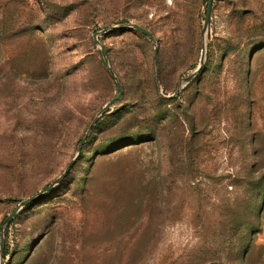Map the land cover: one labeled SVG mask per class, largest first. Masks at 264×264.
Masks as SVG:
<instances>
[{"label": "rangeland", "instance_id": "obj_1", "mask_svg": "<svg viewBox=\"0 0 264 264\" xmlns=\"http://www.w3.org/2000/svg\"><path fill=\"white\" fill-rule=\"evenodd\" d=\"M207 6L0 0V245L93 125L0 264H264V0Z\"/></svg>", "mask_w": 264, "mask_h": 264}, {"label": "water", "instance_id": "obj_2", "mask_svg": "<svg viewBox=\"0 0 264 264\" xmlns=\"http://www.w3.org/2000/svg\"><path fill=\"white\" fill-rule=\"evenodd\" d=\"M212 8H213V0H208V6H207V13H206V18H205V23H204V31H206L208 29L209 23H210V17H211V13H212ZM121 28H131L134 29L142 34H144L145 36H147L153 43L154 47H155V63H156V67H157V79H158V46H157V40L154 36V34L152 32H150L149 30H147L146 28L138 25V24H132V25H122ZM109 31V29H105L102 31V33H107ZM95 41L96 44L100 45V42L98 40V34H96L95 36ZM101 53L102 56L104 57L106 63H109V59L107 56V53L105 51V48L101 46ZM205 59H206V45L204 44L203 49H202V55H201V64L199 66V68L189 77H187L186 79H184V83H190L191 81H193L201 72L203 65L205 63ZM110 74L116 79L117 81V85H118V89H119V95L115 98H113L111 101H109L107 103V105L104 107V109L100 112V116L107 112L117 101H119L122 97V88H121V84L117 79V76L114 72V70L111 68L110 66ZM92 127L93 125L89 128L88 132L86 133L85 137L82 139V141L79 144L78 147V151H77V156L75 157V159H73L68 167L66 168V170L64 171V173L58 178L56 179L53 183H51L49 186L45 187L43 190H41L39 193H37L35 196L23 201L14 211L13 213L6 219L4 226L2 228L1 231V245H0V252H3L4 249V243H5V226L9 225L11 223V221L14 219L15 215L24 207H27L33 203H35L36 201H38L41 197H43L46 193H49L51 191H53L55 189L56 186H58L70 173V171L72 170V168L74 167V165L77 163L78 157L80 156V154L82 153L83 150V146L84 144L87 142L88 137L91 134L92 131Z\"/></svg>", "mask_w": 264, "mask_h": 264}, {"label": "bare ground", "instance_id": "obj_3", "mask_svg": "<svg viewBox=\"0 0 264 264\" xmlns=\"http://www.w3.org/2000/svg\"><path fill=\"white\" fill-rule=\"evenodd\" d=\"M52 111V110H51ZM43 113V112H42ZM62 113V112H61ZM46 116V115H45ZM49 119V118H48ZM47 120V119H46ZM50 122V121H49ZM46 124H47V121H46ZM52 124H53V122H52Z\"/></svg>", "mask_w": 264, "mask_h": 264}, {"label": "trees", "instance_id": "obj_4", "mask_svg": "<svg viewBox=\"0 0 264 264\" xmlns=\"http://www.w3.org/2000/svg\"><path fill=\"white\" fill-rule=\"evenodd\" d=\"M143 35V34H142ZM143 36H145V35H143ZM146 37V36H145ZM6 256H7V254H6Z\"/></svg>", "mask_w": 264, "mask_h": 264}]
</instances>
